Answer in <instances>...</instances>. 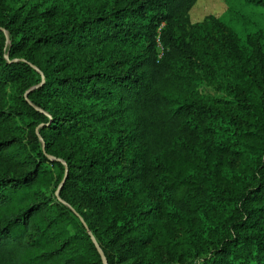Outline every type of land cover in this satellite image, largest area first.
Masks as SVG:
<instances>
[{"label": "trees", "instance_id": "obj_1", "mask_svg": "<svg viewBox=\"0 0 264 264\" xmlns=\"http://www.w3.org/2000/svg\"><path fill=\"white\" fill-rule=\"evenodd\" d=\"M196 1L0 0V264H103L90 230L109 264H264L262 37L194 41Z\"/></svg>", "mask_w": 264, "mask_h": 264}, {"label": "rangeland", "instance_id": "obj_2", "mask_svg": "<svg viewBox=\"0 0 264 264\" xmlns=\"http://www.w3.org/2000/svg\"><path fill=\"white\" fill-rule=\"evenodd\" d=\"M18 4V3H17ZM186 24H189L192 27H196L194 36L196 37L194 41L202 43L205 45L207 41L213 42V38L221 39V34L217 30L214 21L217 20L222 24L228 26L234 33L238 44L241 48L245 49L248 54L252 53V45L249 43L250 38L255 34H260L262 37V43L264 45V7L258 6L253 3H249L248 0H197L193 8L189 12L187 17ZM5 37V57L10 61H20V58H11V35L5 29L2 28ZM220 55H222L220 53ZM226 70L228 78L231 79L234 74L232 71V62L231 60H225ZM40 85V84H38ZM38 85L33 86V88ZM213 94H220L212 86L208 91ZM39 128H36L38 133ZM26 132V131H25ZM29 134V131L26 132V136ZM51 160L57 159L56 157L50 156ZM59 160L62 165H55L48 162V165L52 168L54 173V180L52 182L51 188L56 189L55 194L60 197V190L63 185L64 179L67 176L66 163L62 159ZM79 214V213H78ZM82 221L84 218L79 216ZM87 226V224L85 223ZM91 239L93 238L99 244L103 255L106 258V263L109 264L106 254L101 247L99 240L95 236L92 230H90ZM94 242V241H93ZM149 257L142 262H127L120 264H210L209 251L205 249L204 246L198 244L196 247L192 245L184 255V261H178L166 249H154L150 252Z\"/></svg>", "mask_w": 264, "mask_h": 264}, {"label": "water", "instance_id": "obj_3", "mask_svg": "<svg viewBox=\"0 0 264 264\" xmlns=\"http://www.w3.org/2000/svg\"><path fill=\"white\" fill-rule=\"evenodd\" d=\"M66 166H67V165H66ZM66 170H67V167H66ZM64 181H65V179H64ZM64 181H63V182H64ZM89 233L91 234L90 231H89ZM93 241H94L96 247L98 248V250H99V252H100V254H101V256H102L104 263H106V258H105V256L103 255V253H102V251H101V248H100L99 244L97 243V241H96L94 238H93Z\"/></svg>", "mask_w": 264, "mask_h": 264}]
</instances>
